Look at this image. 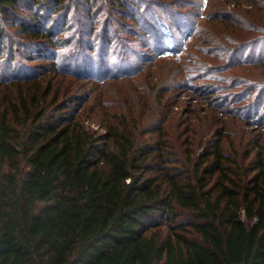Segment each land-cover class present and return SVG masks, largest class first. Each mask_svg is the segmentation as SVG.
<instances>
[{
	"label": "trees",
	"instance_id": "trees-1",
	"mask_svg": "<svg viewBox=\"0 0 264 264\" xmlns=\"http://www.w3.org/2000/svg\"><path fill=\"white\" fill-rule=\"evenodd\" d=\"M81 2L98 1L0 0V53L8 43L15 54L5 21L42 41L35 54L47 60ZM34 79L14 96L0 92V264H264L260 139L239 154L216 129L195 159V138L183 154L163 135L140 140L136 117L100 135L70 99L49 111Z\"/></svg>",
	"mask_w": 264,
	"mask_h": 264
},
{
	"label": "rangeland",
	"instance_id": "rangeland-1",
	"mask_svg": "<svg viewBox=\"0 0 264 264\" xmlns=\"http://www.w3.org/2000/svg\"><path fill=\"white\" fill-rule=\"evenodd\" d=\"M95 1L94 8L77 3L47 60L35 54L42 41L33 44L4 21L15 54L4 44L2 95L34 77L49 111L70 99L69 110L100 135L136 117L140 140L163 135L183 154L195 138V159L220 129L239 154L264 143V0H122L114 8V0Z\"/></svg>",
	"mask_w": 264,
	"mask_h": 264
}]
</instances>
